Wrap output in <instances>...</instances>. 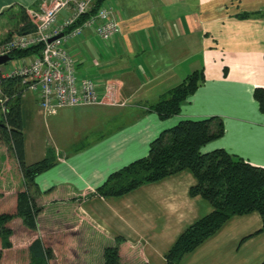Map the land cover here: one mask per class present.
<instances>
[{"label":"crops","instance_id":"crops-1","mask_svg":"<svg viewBox=\"0 0 264 264\" xmlns=\"http://www.w3.org/2000/svg\"><path fill=\"white\" fill-rule=\"evenodd\" d=\"M49 1L0 0V22L8 8L30 12ZM104 6L119 26L110 41L84 30L65 44L77 73L95 83L102 103L50 115L53 141L64 152L54 147L56 165L35 180L42 206L37 228L47 221L48 210H55L50 222L72 214L104 240L101 249L116 237L123 239L121 264H163L176 238L212 211L200 196L189 194L195 183L191 172L118 197L86 196L111 172L144 157L150 141L184 119L220 117L224 134L202 152L223 148L264 168V113L253 98L255 88L264 89V0H107ZM69 12L61 11L59 19ZM196 70L204 80L177 115L161 120L147 110ZM26 106L22 102L23 121ZM26 148L24 132L25 159ZM20 185L15 159L0 142V201L9 200ZM261 227L257 213L233 216L180 264H259L264 258Z\"/></svg>","mask_w":264,"mask_h":264},{"label":"trees","instance_id":"trees-1","mask_svg":"<svg viewBox=\"0 0 264 264\" xmlns=\"http://www.w3.org/2000/svg\"><path fill=\"white\" fill-rule=\"evenodd\" d=\"M107 0H92L87 12L80 14L68 32L84 20L95 15ZM12 19L11 27L4 37L13 34L32 33L34 24L27 10L20 6L16 11L6 10ZM2 13L0 14V16ZM245 16L247 13L239 14ZM264 22V11L262 12ZM39 46L13 50L11 60L25 59L38 55ZM204 78L202 71H193L179 84L170 88L147 110L161 120L179 113L182 102L192 95ZM19 76L5 77L0 82V142L15 159L22 177L19 190L12 193L13 202L7 210H0V264H3L4 251L11 249L9 240L15 219L19 218L24 227L36 231L42 206L38 200L39 189L36 178L57 163L54 152L48 148L38 161L26 163L24 151V121L21 110L22 94L25 90ZM253 98L259 110L264 113V89L257 87ZM224 134V124L220 117L184 119L163 129L148 144L147 154L111 172L105 181L86 196L118 197L140 185L163 179L187 170L192 173L195 183L189 188L191 196H200L212 211L189 225L164 254L163 264H180L183 257L215 234L231 217L257 213L264 229V168L253 165L242 157L231 154L223 148L202 152V148ZM3 198V194L0 193ZM0 201V206L3 204ZM123 241L116 237L113 243L102 248L97 264H121L119 245ZM26 264H50L53 254L50 246L37 235L26 246ZM146 264V263H140ZM259 264H264V258Z\"/></svg>","mask_w":264,"mask_h":264},{"label":"built area","instance_id":"built-area-1","mask_svg":"<svg viewBox=\"0 0 264 264\" xmlns=\"http://www.w3.org/2000/svg\"><path fill=\"white\" fill-rule=\"evenodd\" d=\"M92 0H50L39 10L28 14L34 24L29 34H13L0 41V57L9 56L13 50L39 46L38 55L18 59V65L8 71L0 69V82L5 77L19 76L25 85L24 91L34 95L39 110L46 116L54 115L63 107L87 106L102 103L95 83L77 73L76 59L68 52L65 44L90 30L103 41H110L119 31L116 19L108 6H102L95 15L79 26L65 32L80 15L87 12ZM69 9L64 19L60 12ZM61 34L59 38H50ZM1 93V89H0Z\"/></svg>","mask_w":264,"mask_h":264},{"label":"rangeland","instance_id":"rangeland-1","mask_svg":"<svg viewBox=\"0 0 264 264\" xmlns=\"http://www.w3.org/2000/svg\"><path fill=\"white\" fill-rule=\"evenodd\" d=\"M41 6H43V3ZM5 16L0 22V39L6 34L3 32L4 27H9L7 28L8 30L12 29V19L8 18L7 14ZM19 63L16 60H9L1 64L0 69L1 71H6L7 69H12L14 65H18ZM22 102L27 104L26 108L28 107L27 109L25 108L26 110L24 112V132L28 145L25 161L29 163L40 160L42 154L44 151L46 153L48 148L53 152L55 148L64 152L59 147V143L54 142L52 138L55 128V124H53L54 117L50 115L46 117L39 110L36 98L30 92L23 91ZM17 182L15 181L16 184ZM8 196H10L9 200L6 199L3 201L4 203L0 206V210H7L9 205L12 204L13 197L11 194ZM54 211V209L48 210L49 216L45 215L47 221L44 223L43 220L40 223L38 222L39 226L36 231H31L24 227L19 218L15 219V222L11 226L13 231L9 237L11 249L4 251L3 264H26V246L37 235L41 236L52 250L53 259L50 261V264H97L100 260L101 246L104 240L100 239L87 224L75 220L76 218L72 214V218L70 215V219L50 222L49 218H53V215L55 218ZM59 217L61 218V215Z\"/></svg>","mask_w":264,"mask_h":264},{"label":"water","instance_id":"water-1","mask_svg":"<svg viewBox=\"0 0 264 264\" xmlns=\"http://www.w3.org/2000/svg\"><path fill=\"white\" fill-rule=\"evenodd\" d=\"M60 36H61V34H58V35L50 38L49 41H51V40H53L55 38H59ZM9 60H11V58L9 56H1L0 57V65L6 63Z\"/></svg>","mask_w":264,"mask_h":264}]
</instances>
